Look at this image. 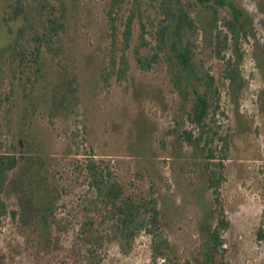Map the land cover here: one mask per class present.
<instances>
[{"label": "rangeland", "instance_id": "rangeland-1", "mask_svg": "<svg viewBox=\"0 0 264 264\" xmlns=\"http://www.w3.org/2000/svg\"><path fill=\"white\" fill-rule=\"evenodd\" d=\"M232 1L246 13L248 29L239 40H230L231 48L222 57L215 49L216 26L224 28L230 11L220 9L214 15L209 9L197 8L193 13L200 28L195 40L198 57L216 78L221 94L216 126L231 141L229 159L224 163L226 181L221 187L230 228L223 233L224 251L215 254L211 234L217 226V205L208 183V148L205 141L192 147L181 137L187 130L199 138V130L183 120L185 107L167 64L163 61L143 70L137 61V51L149 55V49L142 46L143 33L151 46L156 45L157 11L147 0H130L119 12L122 33V19L133 7L140 9L127 51L130 69L120 80L119 59L117 66L111 62L120 51L111 42L110 0H0V44L10 42V30L17 36L27 16L40 20L51 8L61 13L66 2L69 24L61 41L52 51L44 50L41 64L32 62L25 74L17 71V80H30L42 89L47 85L50 89L55 82L61 91L76 89L78 99L74 108L65 112L57 106L52 115L51 107L35 96L41 105L32 129L25 133L37 139L41 156L48 160L59 199L48 230L38 214L27 211L24 200L17 195L5 199L10 213L17 216L9 214L0 228V264L93 263L82 235L95 198L85 170L92 161L110 165L126 198H158L164 232L180 264H264V0ZM18 5L23 11L15 17ZM119 39L121 48L122 35ZM230 63L238 70L235 81L227 77ZM5 72L0 83L3 93L9 94L17 81L8 69ZM62 72L67 79L59 86L56 80ZM16 88L19 102L24 93ZM26 88L29 92L31 85ZM17 101L10 104L14 105L13 115H6L10 105L3 107L0 143L4 152L11 149L25 159L29 144L20 135ZM92 215L101 221L99 214ZM107 229L108 225L101 230ZM152 255L151 237L143 232L129 254H123L119 243L110 238L100 257L102 264H164L161 259L155 263Z\"/></svg>", "mask_w": 264, "mask_h": 264}, {"label": "trees", "instance_id": "trees-1", "mask_svg": "<svg viewBox=\"0 0 264 264\" xmlns=\"http://www.w3.org/2000/svg\"><path fill=\"white\" fill-rule=\"evenodd\" d=\"M147 1L160 16L156 30V45L151 46L143 33L142 46L149 49V55L142 56L137 51V61L143 70H149L154 64L163 61L167 64L170 80L185 107L183 120L187 119L199 130V138L195 137L193 131L187 130L181 137L192 147L201 145L205 141V147L208 148L206 158L209 170L208 183L217 205V226L211 234V243L212 251L218 254L224 251L223 233L230 228V222L221 201V187L226 181L224 163L229 159L231 141L228 136H221V128L216 126L215 117L220 112L221 94L216 78L198 57L195 40L200 28L193 13L197 11V8L209 9L214 15H218L220 9L230 11L231 18L224 19V28L219 30L216 26L215 49L218 57H222L231 48V39L237 41L241 34L247 33L246 13L232 0ZM129 2L130 0H110L108 11L112 47L120 51V54L113 56L111 62L117 66L119 59L120 80L126 78L130 69L127 51L131 48L135 20L140 15L138 6L133 7L130 15L122 19L121 25L124 26V31L120 32L119 12ZM136 2L138 3V0ZM22 11L23 8L18 5L14 13L15 17H19ZM68 24V7L66 2H63L61 13L51 8L45 18L40 20H36L34 16L32 18L27 16L26 25L19 29L17 36L15 37L14 32L10 30V42L0 44V82L1 76L5 75L7 69L12 74L13 80L17 81L9 94L3 93L0 83V132L2 133L5 123L2 120L3 107L10 105L13 99L18 100L19 97L16 94L18 90L16 87H18L24 95L20 97L19 102L17 101L19 110L15 114L18 115L20 135L27 137L26 142L29 144V157L23 159L17 151L13 152L10 149L9 152H4L3 144L0 143V228L3 227L5 218L9 214L17 216L16 212L10 213V206L6 203L5 199L10 195H17L24 200L27 211L30 214H38L45 229L48 230L51 226L50 218L55 213V206L59 199L58 186L55 181L51 182L50 170L47 167L48 160L41 156L42 150L37 147V139L26 134L25 131L32 129L33 119L41 105L37 98L44 100L51 107L52 115H56L57 106L66 112L78 104L76 89L71 88L69 92L61 91L57 89L55 82L50 83L52 84L50 89L47 84L42 89L37 86L38 83L33 84L29 82L30 80L22 83L21 80H17V71L25 74L24 69L32 62L41 64L44 61V50L52 51L55 43L61 41V36L66 32ZM120 35L123 39L121 48L118 47ZM27 36L28 44L23 45L22 41ZM29 49H33L30 54ZM229 67L231 70L227 73V77L235 81L238 70L231 63ZM64 71H66L65 68ZM36 75H40L39 70L36 71ZM66 79L65 72H62L56 82L63 83ZM28 85H31L29 92L26 88ZM44 97L48 98L44 99ZM13 108L14 105H10L6 115H13ZM216 141L220 142V146L215 147ZM219 154L222 155L221 158ZM85 170L89 179V189L95 196L90 203L91 209L88 210L90 214L82 226V235L89 248L88 253L94 259L92 264H102L100 254L110 238L117 241L122 253L127 255L143 232L151 237L152 258L155 263L161 259L164 264H180L164 232L163 213L158 198L155 196L139 200L132 197L126 198L124 188L115 178L110 165L92 161L85 166ZM92 212L100 215V222H97ZM106 225L111 234H107L109 229L106 230L107 232L101 230Z\"/></svg>", "mask_w": 264, "mask_h": 264}]
</instances>
